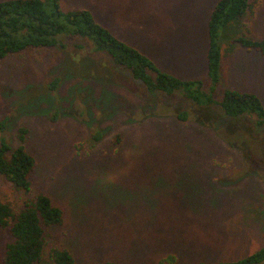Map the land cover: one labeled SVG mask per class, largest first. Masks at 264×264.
Masks as SVG:
<instances>
[{"label":"rangeland","instance_id":"1","mask_svg":"<svg viewBox=\"0 0 264 264\" xmlns=\"http://www.w3.org/2000/svg\"><path fill=\"white\" fill-rule=\"evenodd\" d=\"M5 1V0H0ZM220 0H61L64 12L96 21L181 80L208 72V24ZM220 32L226 90L255 94L264 107V59L237 39H264V0ZM101 17V19H100ZM30 50L0 66V132L12 149L27 130L36 158L32 193L0 174V199L18 210L35 194L64 212L47 251L67 249L77 264L235 262L264 246V127L198 106L175 92L150 93L88 38ZM60 79L56 88L53 84ZM188 113V120L179 115ZM100 132V141L94 135ZM11 235L0 228V264ZM264 264V263H263Z\"/></svg>","mask_w":264,"mask_h":264},{"label":"trees","instance_id":"2","mask_svg":"<svg viewBox=\"0 0 264 264\" xmlns=\"http://www.w3.org/2000/svg\"><path fill=\"white\" fill-rule=\"evenodd\" d=\"M61 0H5L0 1V66L9 57L30 50L49 48L66 49L68 46L60 36L88 38L96 50L109 55L113 62L133 74L150 93L162 92L172 95L182 92L184 97L198 106L218 104L231 118L248 116L264 127V107L253 93L226 90L221 102L214 99L216 86L221 83L224 55L220 45V32L233 21L248 14L255 15V4L251 0H220L214 7L209 24L208 72L212 78L211 94L203 90L200 80H181L166 73L138 49L120 40L108 28L98 23L90 10L79 9L64 12ZM242 49L259 53L264 59V39L260 41L237 39ZM58 79L53 88L60 83ZM188 120V113L178 116ZM7 122H0V132ZM27 130L19 131L20 144L15 149L2 140L0 144V174L23 193H32V175L37 167L36 158L26 147ZM100 132L94 135L101 140ZM64 212L52 200L42 194H34L22 208L16 210L0 199V228L7 231L12 241L7 244L1 264H77L67 250L52 248L47 251L50 229L63 226ZM175 256L158 264H176ZM264 246L249 257L235 262L197 264H263ZM101 264H118L105 262Z\"/></svg>","mask_w":264,"mask_h":264},{"label":"crops","instance_id":"3","mask_svg":"<svg viewBox=\"0 0 264 264\" xmlns=\"http://www.w3.org/2000/svg\"><path fill=\"white\" fill-rule=\"evenodd\" d=\"M100 19H101V17H100ZM106 28H107V27H106ZM108 29H109V28H108ZM109 30H110V29H109ZM110 31H111V30H110ZM111 32H112V31H111ZM113 33H114V32H113ZM92 47L94 48L95 51H97L95 45H93ZM97 52H99V51H97Z\"/></svg>","mask_w":264,"mask_h":264}]
</instances>
